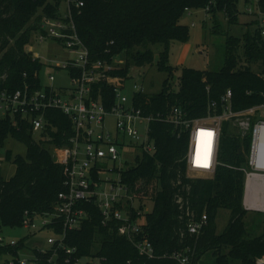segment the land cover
<instances>
[{
  "label": "trees",
  "instance_id": "16d2710c",
  "mask_svg": "<svg viewBox=\"0 0 264 264\" xmlns=\"http://www.w3.org/2000/svg\"><path fill=\"white\" fill-rule=\"evenodd\" d=\"M64 1L0 0V92L27 85L39 87L44 63L35 59L26 47L43 17H56ZM73 1L72 17L93 57L109 59L124 53L126 65L117 73L126 77L132 66L154 64L156 56L152 46L157 44L163 47L156 62L159 70L173 76L174 68L169 64L171 44L184 42L189 37V28L180 23L185 11L209 7L213 14L219 7L228 22L235 23L234 11L239 0ZM75 2L84 5L77 8ZM259 5L264 11V0H260ZM254 26L244 35L243 45L240 39L228 36L221 69L184 68L178 88L167 79L157 93L134 95L142 114L151 117L149 134L155 140L156 152L138 157L135 164L124 171L123 180L140 199L154 204L142 220L156 257L141 256L125 237L118 235L115 226H104L95 203L85 205L89 219L69 235V243L78 246L81 254L97 250L107 258L105 264H180L165 257L174 252H188L194 264H200L210 252L218 254L217 264H224L227 259L221 255L223 250H228L226 257L237 264H256L257 259L264 256V223L262 234L251 237L244 221L248 211L243 206L245 173L240 168L249 148L248 139L241 138L238 129L225 122L219 144L221 164L216 173L191 178L185 161L188 134L183 127L168 120L175 107H181L189 118L212 113L211 103L219 101L229 88L234 92L236 110L264 101V83L250 66L264 60L259 21L256 20ZM213 28L218 29L216 22ZM239 59H244L248 65L236 68ZM105 91L112 102L113 90ZM47 115L51 125L41 137L49 139L37 140L28 122L20 120L18 129L0 114V149L9 137L27 147L26 156H14L12 151L6 154L8 160L14 158L17 168L10 179L0 173V232L4 227L20 226L27 214L52 213L59 202V193L65 190L66 166L56 161L53 148L64 144L70 122L59 110H50ZM54 127L58 129L55 131ZM222 209L229 210L230 219L223 232L218 233L216 220ZM205 214L207 226L198 235L190 234V222ZM9 253H16V249L0 245V257Z\"/></svg>",
  "mask_w": 264,
  "mask_h": 264
},
{
  "label": "built area",
  "instance_id": "2783aa9c",
  "mask_svg": "<svg viewBox=\"0 0 264 264\" xmlns=\"http://www.w3.org/2000/svg\"><path fill=\"white\" fill-rule=\"evenodd\" d=\"M244 2L249 6L247 11L259 21L260 37L264 41V11L260 0ZM66 3L65 12L61 7L56 17L44 16L39 29L34 31L36 42L47 43L55 51L60 49L66 54L42 59L39 52L33 51V44L26 47L35 59L44 63V68L51 67L62 73L65 80L59 82L56 74L50 73L45 83L40 75L38 88L27 85L0 92L3 118H9L18 129L20 120L28 122L37 140L49 139L41 136L51 125L47 115L50 110L61 111L70 122L64 144L53 148L56 161L66 166L65 190L59 193V202L52 213L26 215L20 226L29 230L28 235L7 242L0 232V245L16 249V253L7 254L5 264H105L107 258L99 255V251L81 254L79 247L68 240L70 233L89 219L85 205L91 203L99 207L104 226H115L118 235L125 237L141 256L155 258V247L142 220L151 212L152 201L140 199L123 180L124 171L138 157L156 152L155 140L149 134L151 117L144 116L134 101L135 93H145L144 86L135 83L131 99L122 94L129 76L117 73L123 68L118 56L93 57L72 17L74 1L66 0ZM83 5L75 2L77 8ZM253 64L260 66L259 71H252L264 83V60ZM106 89L113 90L112 102ZM210 107L212 113L199 118H189L181 107H175L168 118L188 134L185 157L188 175L198 173L210 177L216 173L221 164L219 144L223 126L230 122L241 138L249 141L245 162L240 168L245 173L243 206L247 211L264 213V101L236 110L234 92L229 88ZM142 125H147L145 132L141 130ZM128 150L136 153L132 159L125 157ZM207 224V214L193 219L188 225L190 234H200ZM44 231L48 232L44 244L26 245L29 236ZM165 257L180 264H194L188 252H174ZM257 263L264 264V256Z\"/></svg>",
  "mask_w": 264,
  "mask_h": 264
},
{
  "label": "rangeland",
  "instance_id": "374dc122",
  "mask_svg": "<svg viewBox=\"0 0 264 264\" xmlns=\"http://www.w3.org/2000/svg\"><path fill=\"white\" fill-rule=\"evenodd\" d=\"M62 9L66 10V1L62 2ZM69 7V6H68ZM247 4L244 0H239L238 5L234 11V21L235 23H229L225 17L224 12L219 7L210 13V9L199 8L190 9V11H185L183 17L180 19V23L189 28V37L186 41H173L171 44L169 64L174 68L173 76L168 75L167 72L160 71L157 66V60L159 53L163 50V47L159 44L153 45L152 49L155 52L156 60L153 65L146 67H130L128 73V81L126 87L122 90V94L126 95L131 99L134 95L135 88L134 84L138 83L144 86L145 93L154 94L162 90L164 81L168 79L169 83H173L175 88H178L179 77L184 68H193L201 71H214L219 70L225 63V53H226V42L228 36H233L240 39V45L244 44V35L248 31L254 29V23L256 17L247 11ZM215 14V18H214ZM215 22L218 24V29L214 30ZM37 32V31H36ZM37 33H32L31 41L29 44H33V51L39 52L42 59L55 58L56 55L64 56L65 51L58 49L54 50V47L48 45L47 43L36 42ZM242 47V46H241ZM239 54L242 55V48H240ZM240 55V57H241ZM118 63L121 67L126 65V56L124 53L117 57ZM244 59H239V63L236 68L244 67ZM251 69L253 71H259L260 66L258 64H251ZM50 73H55L57 76V81L63 82L65 77L62 73H59L52 69L51 67H45L41 76L43 82H48V76ZM207 79H205V82ZM208 86L207 88H209ZM232 124V123H231ZM147 125H142L141 130L145 132ZM38 138V136H35ZM8 151H12L13 155H23L27 154V147L20 141L9 137L4 147L0 149V173L6 179H10L16 173V163L14 158L8 160L6 154ZM134 150H128L125 152V157L133 158L135 155ZM191 178H205L203 175L198 173L189 174ZM150 202V200H148ZM153 202L149 203V209L152 211ZM230 219V212L227 209H222L219 211L217 217V232L221 233L225 229ZM246 227L249 232V236L256 237L263 232L264 214L257 211H248L244 218ZM29 234V230L22 226L17 227H4L1 231V235L5 237V241L12 242L18 241L22 237ZM48 236V232H40L37 235L29 236L26 240V245L33 247L35 245L44 244L45 239ZM210 252L205 255L200 260V264H217L218 254H213ZM228 250H223L221 255H225L227 262L224 264H237L232 260L231 257L227 256ZM9 258L8 255H2L0 257V264H5V261ZM256 264H258L256 262Z\"/></svg>",
  "mask_w": 264,
  "mask_h": 264
}]
</instances>
